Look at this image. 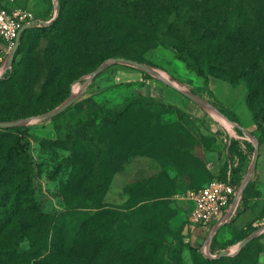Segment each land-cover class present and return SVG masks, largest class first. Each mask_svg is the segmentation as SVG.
<instances>
[{
    "label": "rangeland",
    "instance_id": "rangeland-1",
    "mask_svg": "<svg viewBox=\"0 0 264 264\" xmlns=\"http://www.w3.org/2000/svg\"><path fill=\"white\" fill-rule=\"evenodd\" d=\"M4 5L29 8L41 22H49L58 11L56 0H0V6ZM45 35L42 33L40 38L31 39L29 45L36 47L34 55L38 64L24 81L28 97L39 108L46 106L51 91L65 82L68 67L56 73L52 59L48 58L53 38ZM3 48L4 42L0 39V55L5 59ZM138 49L139 54L147 55L154 64L120 55L124 51L136 53ZM117 58L143 63L149 70ZM3 66L0 62V71ZM82 68L86 72L69 84V97L54 109L0 121H14L13 126L23 129L20 135L25 136L24 142L32 155V185L39 209L55 216L68 210L74 213L71 216L73 225L80 227L90 220L102 234L113 232L114 239H122L116 244L108 243V251H103V259L97 260L96 264L155 261L156 264H206L205 257H236L243 247L246 248L242 261L237 258L213 264H264V136L262 141L258 139L261 130H256L245 103L246 83L234 86L211 76L206 87L203 78L175 58L171 49H144L143 44L140 47L128 45L118 50L117 56ZM9 73L10 70L3 77ZM183 91L205 103L192 100ZM138 94L152 97L155 102L132 104L121 122L109 128L103 126L102 112L95 127L86 133L96 138L95 143L103 149L105 156L101 164L92 166L95 156L92 145L80 137L72 144L67 137L68 121L79 115L74 103L90 97L107 111L108 107L124 106ZM169 103L178 105L191 116L180 114ZM218 103L235 112L239 123L222 114L217 108ZM4 107L9 111L12 106L6 101ZM251 124L254 126L249 127ZM8 127L12 126L0 128ZM225 138L230 140L232 153L240 158L237 178L247 177L256 147H259L256 168L249 176L254 187L226 225L212 235L210 229L203 230L206 232L203 235H196L192 229L197 227L190 225L189 218L192 206L185 193L208 178L219 177L224 170L228 177L227 169L233 154L225 153ZM108 154L113 160L108 161ZM94 170L99 172L94 174ZM94 175H98L100 183L87 187ZM65 216L60 256L71 258L72 264H92V261L84 260L91 251L87 241L92 231L76 240L69 224L70 213ZM244 233L249 234L242 238ZM227 238L233 242L220 249L221 242ZM247 238L250 239L239 249L240 243ZM254 238L256 241L246 246ZM16 241L9 231L0 235L4 248L12 247ZM19 243V257L1 259L0 264H42L41 258L49 253L48 249L41 256L31 257L30 240L25 237ZM188 244L199 250L191 251ZM205 244L207 247L203 252L201 248ZM222 250L229 254L220 256ZM163 252L166 262L158 260Z\"/></svg>",
    "mask_w": 264,
    "mask_h": 264
},
{
    "label": "trees",
    "instance_id": "trees-1",
    "mask_svg": "<svg viewBox=\"0 0 264 264\" xmlns=\"http://www.w3.org/2000/svg\"><path fill=\"white\" fill-rule=\"evenodd\" d=\"M56 2L57 14L52 15L49 22L37 21L24 29L20 35L10 73L0 78V121L32 116L54 109L69 97L70 82L86 72L82 67L117 56L118 50L128 45L140 47L143 44L144 49L152 47L171 49L175 58L183 61L187 68L203 78L206 87L209 86L211 76L234 86L246 83L245 103L251 112L256 130H261L262 136L260 134L258 139L263 140L264 0H56ZM42 33L53 38L48 58L52 59L56 73H61L66 66L68 67L65 82L61 83L58 89L51 91L49 103L39 108L35 107L28 97L24 81L38 64L34 55L36 47L35 45L30 47L29 44L33 37L40 38ZM139 53L138 49L136 53L124 51L120 55L154 64L147 55ZM76 67L79 68L77 71ZM131 99L124 106L108 107L107 111L90 97L74 103L79 115L68 121L67 137L71 139L72 144L80 137L89 146L92 145L91 149L95 152L92 166L97 167L101 164L105 156L103 149L95 143L96 138L86 133L95 127L102 112L103 126L109 128L121 122L132 104L155 102L152 97L143 94L134 95ZM6 101L12 106L9 111L4 107ZM169 104L180 114L191 116V113L178 105ZM217 108L222 114L239 123L238 115L231 109L219 103ZM21 133L23 134V129L20 126L0 128V235L9 231L17 239L15 245L10 248H4L0 243V260L17 259L19 241L27 237L30 240L31 257L41 256L49 249V253L41 258L40 263L72 264L71 258L60 256L64 242L62 233L67 221L65 215L70 213L69 224L76 234V240L83 238L85 232L92 231L87 241L91 251L84 260L96 264L97 260L103 259V251H108V243L116 244L122 239H114L113 232L108 235L102 234L98 231L97 225H93L90 220L80 227L73 225L71 216L74 213L68 210L55 216L39 209L34 200L32 185L33 159L24 142L26 138L20 135ZM109 160H113L111 154H108ZM114 163L115 161L113 165ZM240 169L241 164L232 172L234 174L232 180L236 184H240L243 179L240 176L235 177ZM98 172L94 170V174ZM222 172L216 178L227 179L226 171ZM110 175L108 171V177ZM212 179L208 178L192 188H200ZM99 183L98 175H94L87 187ZM253 187V181L248 180L242 201ZM249 233H244L241 237L244 238ZM254 241L256 238L246 246ZM232 242L231 238H227L221 242L220 249L226 248ZM187 248L191 251H195V248L199 250L189 244ZM245 248L243 247L236 257L215 259L205 257L204 262L213 264L222 260L235 261L237 258V261H242ZM164 253L158 259L160 262L167 261ZM144 264H156V261Z\"/></svg>",
    "mask_w": 264,
    "mask_h": 264
},
{
    "label": "built area",
    "instance_id": "built-area-1",
    "mask_svg": "<svg viewBox=\"0 0 264 264\" xmlns=\"http://www.w3.org/2000/svg\"><path fill=\"white\" fill-rule=\"evenodd\" d=\"M38 18L29 8L7 5L0 6V38L4 42L5 59L0 55V62L3 69L0 71V78L9 71L8 57L12 52L20 30L25 25L36 23ZM50 21V20H49ZM227 142L225 153H232L230 140ZM233 154V160L228 165L227 179L214 178L200 188H190L185 193V198L191 203L190 225L192 227H204L210 229V234L217 232L219 225L228 223L237 213L240 207L245 184L249 177L243 178L240 184L232 180V172L240 165V158ZM207 244L201 250L206 251Z\"/></svg>",
    "mask_w": 264,
    "mask_h": 264
},
{
    "label": "water",
    "instance_id": "water-1",
    "mask_svg": "<svg viewBox=\"0 0 264 264\" xmlns=\"http://www.w3.org/2000/svg\"><path fill=\"white\" fill-rule=\"evenodd\" d=\"M55 15H56V14H55ZM29 26H30V25H25V26L20 30V32H19V36L17 37V40H16V44H15V46H14L12 52L10 53V55H9V57H8V65H12L13 60L15 59V55H16V52H17V49H18L19 39H20V35H21V33L23 32L24 29H26V28L29 27ZM116 60H118V61H130V62H133L134 64H136V65H138V66H140V67H142V68H144V69L149 70V68H148L145 64H143V63H139V62H137V61H131V60H128V59H122V58H117ZM183 92H184V94H185L186 96H188V97L191 98L192 100H194V101H196V102H199V103H202V104L205 103V101H203V99H201V98L195 96L194 94H192V93H190V92H185V91H183ZM41 116H42V115H41ZM15 124H16V122H14V121H13V122H0V127H1V126H13V125H15ZM258 155H259V147H256V150H255V157H254L253 163H252V165H251V167H250L249 174L247 175L248 177L250 176L251 173L254 172V170H255V168H256L257 161H258ZM219 226H221V225H219ZM218 228H219V227H217V229H218ZM211 235H212V234H211ZM249 239H250V238H247V239H245L244 241H242V242L240 243V245H239V249H241V248L244 246V244H245ZM227 254H229V252H228L227 250H222L221 253H220V256L227 255Z\"/></svg>",
    "mask_w": 264,
    "mask_h": 264
},
{
    "label": "crops",
    "instance_id": "crops-1",
    "mask_svg": "<svg viewBox=\"0 0 264 264\" xmlns=\"http://www.w3.org/2000/svg\"><path fill=\"white\" fill-rule=\"evenodd\" d=\"M1 39V38H0ZM224 121V120H223ZM252 126H254V124H251L249 127H252ZM222 226L223 225H221V226H219V228L218 229H220V228H222ZM197 228H200V229H197ZM196 229L194 228V229H192V232H194L196 235H203V233H206L207 232V228H204V227H200V226H198ZM217 229V230H218ZM203 230H205L206 232H203ZM208 234H209V232H208Z\"/></svg>",
    "mask_w": 264,
    "mask_h": 264
},
{
    "label": "bare ground",
    "instance_id": "bare-ground-1",
    "mask_svg": "<svg viewBox=\"0 0 264 264\" xmlns=\"http://www.w3.org/2000/svg\"><path fill=\"white\" fill-rule=\"evenodd\" d=\"M174 84L178 86V83H177V82H174ZM218 116H219V115H218ZM221 119L224 120V118H222V117H221Z\"/></svg>",
    "mask_w": 264,
    "mask_h": 264
}]
</instances>
